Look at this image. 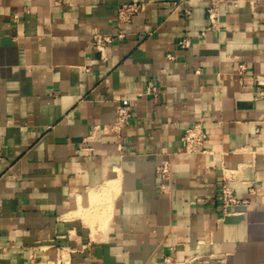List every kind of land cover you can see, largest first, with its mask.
I'll use <instances>...</instances> for the list:
<instances>
[{
    "label": "crops",
    "instance_id": "0c3cea01",
    "mask_svg": "<svg viewBox=\"0 0 264 264\" xmlns=\"http://www.w3.org/2000/svg\"><path fill=\"white\" fill-rule=\"evenodd\" d=\"M208 2L0 0V264H264V0H222L205 29Z\"/></svg>",
    "mask_w": 264,
    "mask_h": 264
},
{
    "label": "built area",
    "instance_id": "2783aa9c",
    "mask_svg": "<svg viewBox=\"0 0 264 264\" xmlns=\"http://www.w3.org/2000/svg\"><path fill=\"white\" fill-rule=\"evenodd\" d=\"M222 0H209L208 5L205 8L206 25L205 29L213 27L218 22L219 17V4ZM184 0H171L173 9L181 7L184 13L189 12V8L183 6ZM145 2L142 1H128L121 2L116 8V30L112 34H94L92 36L91 44L96 48H100L102 43H109L115 40L123 39L127 32L125 26L133 21L134 16L139 14L143 9ZM180 47H187L190 44L189 39L182 38L176 42ZM143 93L156 95L158 89L155 85H147ZM131 106L120 101L115 104V116L113 122L109 125V130L115 134H120L122 129L126 127L131 118ZM207 140V132L201 122H195L194 124L184 128L181 135L182 144L180 149L185 152H201L205 150V142ZM157 172L161 178L168 175L169 162L168 160L162 161L157 166ZM220 202L219 207L221 214L225 215L230 212V207L241 202L235 193L232 186L223 178L220 184ZM243 201V200H242ZM32 261V260H31Z\"/></svg>",
    "mask_w": 264,
    "mask_h": 264
},
{
    "label": "rangeland",
    "instance_id": "374dc122",
    "mask_svg": "<svg viewBox=\"0 0 264 264\" xmlns=\"http://www.w3.org/2000/svg\"><path fill=\"white\" fill-rule=\"evenodd\" d=\"M29 264H38V262L32 259V261H29Z\"/></svg>",
    "mask_w": 264,
    "mask_h": 264
}]
</instances>
